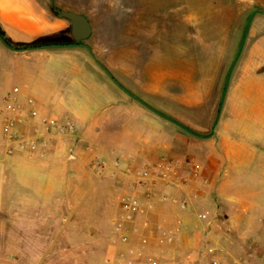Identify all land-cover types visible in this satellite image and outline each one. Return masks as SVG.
I'll return each instance as SVG.
<instances>
[{
  "label": "crops",
  "instance_id": "obj_1",
  "mask_svg": "<svg viewBox=\"0 0 264 264\" xmlns=\"http://www.w3.org/2000/svg\"><path fill=\"white\" fill-rule=\"evenodd\" d=\"M0 27L17 47L62 35L70 26L38 0H0ZM254 48L259 61L228 88L215 133L193 140L186 136L188 152L165 139L171 126L162 122L151 127L145 106L125 101L126 92L111 84L87 48H8L0 64V139L3 99L14 87L26 110L70 117L79 129L55 134L45 151L0 156V264L5 263L4 240L10 237L7 224L13 225V264H22L27 248L33 263L48 261L45 256L57 248V240H63L58 254L68 255L71 242L79 245L76 238L85 235L78 213L86 204V192L110 175L116 191L141 194L150 187L139 181L142 171L154 161L158 167L165 165L164 159L176 161L178 173L156 178L147 219L136 220L138 233L129 230L147 238L142 249L156 252L161 264H263V40H256ZM35 123L29 117L21 127L27 133ZM83 144H91L94 153L82 149ZM95 155L100 165L91 167ZM154 239L156 246L149 245Z\"/></svg>",
  "mask_w": 264,
  "mask_h": 264
},
{
  "label": "rangeland",
  "instance_id": "obj_2",
  "mask_svg": "<svg viewBox=\"0 0 264 264\" xmlns=\"http://www.w3.org/2000/svg\"><path fill=\"white\" fill-rule=\"evenodd\" d=\"M38 1L52 16H56L53 11L55 6L86 14L93 27L86 42L113 75L158 110L203 134L212 130L225 78L239 48L249 15L255 9L264 11V0ZM261 11L252 19L244 47L232 70L228 88L243 80L240 79L242 74L253 71L256 61H259L254 58V44L256 40L264 42V14ZM72 41L69 27L62 35L42 38L36 42ZM5 52L10 51L0 41V64L4 62ZM110 82L117 86L112 80ZM117 88L122 90L118 86ZM226 95L227 91L225 98ZM125 96L126 102H139L127 93ZM144 108L149 113L150 126L162 122L171 126L172 129H167L164 134L165 139L175 142L177 149L188 152L190 143L185 137L193 140L196 135L146 106ZM129 112L133 115L138 113ZM148 131L152 137H157L153 128ZM82 149L94 153L91 144H83ZM97 159L95 155L89 165H100ZM162 161H165L163 166L158 167L155 161L149 165L150 176L144 182L150 187L141 194L134 191H116V185L111 182L112 177L103 176L98 188L86 192V204L79 210L78 214L85 221L84 237L75 240L79 245L71 242L66 249L68 255H60L58 253L63 240H57V248L45 256L48 261L42 264H161L162 259L156 252L147 253L142 249L148 245L147 238L137 235L141 227L136 220L142 217L144 221L148 217L147 213L135 214L134 221L124 223L121 233L116 228V221L120 220L123 213L119 201L122 194H136L143 203L154 204L152 186L155 185L156 178L178 173L175 169L176 161ZM156 166L157 169L154 170ZM139 181L143 182L141 179ZM7 227L10 237L4 240V264H13L15 239L11 230L12 222ZM133 227L138 230L136 235L129 234ZM122 233L128 235L124 241L121 240ZM154 240L155 242L149 241V245L156 246L152 244L157 243V239ZM29 242L27 239L26 246H29ZM63 250L65 252V248ZM26 251L22 255V264H36L31 260L30 249L27 248Z\"/></svg>",
  "mask_w": 264,
  "mask_h": 264
},
{
  "label": "built area",
  "instance_id": "obj_3",
  "mask_svg": "<svg viewBox=\"0 0 264 264\" xmlns=\"http://www.w3.org/2000/svg\"><path fill=\"white\" fill-rule=\"evenodd\" d=\"M19 88L14 87L3 99V109L1 111V139L0 156L3 154H13L17 151L38 152L49 149L52 145V138L55 134H75L79 125L69 117L56 118L48 114H42L34 107L28 110L18 100ZM30 99V103H32ZM29 117L34 118L35 124L29 131L21 127ZM148 169L141 173V180L147 181L149 178ZM120 207L123 210L120 220L116 221V228L121 233L125 222L134 221L135 214H144L152 208L150 202L143 203L136 194L126 193L119 198ZM182 207L185 203L181 204ZM136 231V228H132ZM128 235L121 234V240H126ZM264 264V262H263Z\"/></svg>",
  "mask_w": 264,
  "mask_h": 264
},
{
  "label": "water",
  "instance_id": "obj_4",
  "mask_svg": "<svg viewBox=\"0 0 264 264\" xmlns=\"http://www.w3.org/2000/svg\"><path fill=\"white\" fill-rule=\"evenodd\" d=\"M53 11L55 13V15L59 18H64L69 22V26H70V35L73 39L72 42L69 43H45V44H40V45H29L26 47H14L12 46L9 42H7L5 40V38L3 37V35L0 33V40L1 42H3L8 48L12 49V50H23V49H30V48H42V47H48V46H57V45H75V46H82L87 48V50L89 51V53L92 55V57L95 59V61L101 66V68L105 71V73L110 77V79L119 87L121 88L123 91H125L127 94H129L131 97H133L134 99H136L137 101H139L141 104H143L144 106H146L147 108H149L150 110H152L153 112H155L156 114L162 116L163 118L173 122L174 124L180 126L181 128L185 129L186 131L196 135V136H200V137H208L213 135L214 133V128L218 122L219 116H220V112H221V108L223 105V101L225 98V94L228 88V84H229V80H230V76L232 73V70L242 52V49L244 47L245 44V40H246V36L248 34L252 19L254 17V15L257 12H260V9H255L250 15L249 18L247 20L246 26H245V30L239 45V48L237 50V53L228 69L226 78H225V83H224V87L222 90V94H221V98H220V102H219V106H218V111L216 114V118L212 124V130L210 133L208 134H203L200 132H197L195 130H193L192 128H190L189 126H187L186 124H184L183 122L163 113L162 111L158 110L157 108H155L154 106H152L151 104H149L148 102H146L145 100H143L141 97H139L136 93L132 92L131 90H129L127 87H125L114 75L113 73L110 71V69L96 56V54L94 53V51L92 50V47L90 44H88L86 42V40L91 36L92 31H93V27L92 24L90 22V19L88 18V16L82 12L73 10V9H65V8H61V7H53ZM264 14V11H261Z\"/></svg>",
  "mask_w": 264,
  "mask_h": 264
},
{
  "label": "trees",
  "instance_id": "obj_5",
  "mask_svg": "<svg viewBox=\"0 0 264 264\" xmlns=\"http://www.w3.org/2000/svg\"><path fill=\"white\" fill-rule=\"evenodd\" d=\"M0 33L3 35L5 40L10 43L9 37L6 36L5 31L1 27H0ZM37 44H38V42H36V41L31 43V45H37ZM26 46H28V44L20 43L17 47H26Z\"/></svg>",
  "mask_w": 264,
  "mask_h": 264
}]
</instances>
